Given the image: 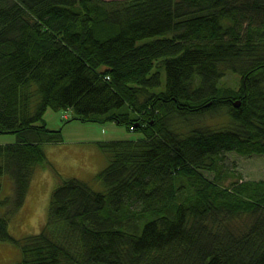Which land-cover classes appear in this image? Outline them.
Segmentation results:
<instances>
[{
    "label": "trees",
    "instance_id": "trees-1",
    "mask_svg": "<svg viewBox=\"0 0 264 264\" xmlns=\"http://www.w3.org/2000/svg\"><path fill=\"white\" fill-rule=\"evenodd\" d=\"M48 108L139 136L97 142L103 190L62 179L38 233L14 237L62 141ZM0 134L13 264H264V173L226 163L264 155V0H0Z\"/></svg>",
    "mask_w": 264,
    "mask_h": 264
},
{
    "label": "rangeland",
    "instance_id": "rangeland-1",
    "mask_svg": "<svg viewBox=\"0 0 264 264\" xmlns=\"http://www.w3.org/2000/svg\"><path fill=\"white\" fill-rule=\"evenodd\" d=\"M72 115L71 109L56 112L50 108L44 114L48 129H62V141L44 145L48 163L36 169L25 203L8 220L9 232L14 237L38 233L46 219L51 192L62 179L77 178L89 182L96 190H103L102 183L95 176L106 167L108 156L97 142L133 140L139 136L111 122L83 123L71 120ZM15 140V135L0 134V144L13 143ZM226 163L246 180L260 179L264 173V155L239 156L227 153ZM10 192L11 184L6 181L0 197ZM0 212H4V209L0 208ZM17 258L16 247L0 242V264H13Z\"/></svg>",
    "mask_w": 264,
    "mask_h": 264
},
{
    "label": "bare ground",
    "instance_id": "bare-ground-1",
    "mask_svg": "<svg viewBox=\"0 0 264 264\" xmlns=\"http://www.w3.org/2000/svg\"><path fill=\"white\" fill-rule=\"evenodd\" d=\"M236 104H238V105H239V102H238V101H237V102H234V106H235V107H238V105H236ZM71 110H72V109H71ZM62 117H63L64 119L66 118V116H65V115H63Z\"/></svg>",
    "mask_w": 264,
    "mask_h": 264
},
{
    "label": "water",
    "instance_id": "water-1",
    "mask_svg": "<svg viewBox=\"0 0 264 264\" xmlns=\"http://www.w3.org/2000/svg\"><path fill=\"white\" fill-rule=\"evenodd\" d=\"M236 105H238V104H236Z\"/></svg>",
    "mask_w": 264,
    "mask_h": 264
}]
</instances>
